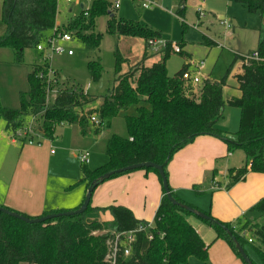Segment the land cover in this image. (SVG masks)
Masks as SVG:
<instances>
[{"label": "trees", "instance_id": "16d2710c", "mask_svg": "<svg viewBox=\"0 0 264 264\" xmlns=\"http://www.w3.org/2000/svg\"><path fill=\"white\" fill-rule=\"evenodd\" d=\"M176 1L175 14L182 18L187 0ZM234 2L248 13L264 18V0ZM109 6L106 0H93L88 10L81 11L82 18L79 21L69 22L67 30L73 31L74 37L86 46L98 48L101 35L94 32L95 20L108 15V34L141 38L144 43L148 39L160 38L159 31L138 21L116 18ZM56 15L57 0H2L0 48L11 50L15 63H22L24 50L35 49L38 44L44 43L48 37L46 32L55 28ZM196 15L199 16V13L196 12ZM59 29L58 31L63 32ZM261 31L253 51L258 54V59L245 61L243 57L235 56L219 80L205 78L196 85L199 86L196 97L193 96L194 88L190 87L193 85L182 80V74L188 70L190 60L189 54L183 51L182 43L177 44L179 51L175 53L184 57L185 63L173 76H169L166 69V61L173 52L170 42H166V49L158 53V60L148 62L154 54L146 51L147 55L143 54L133 65L128 64L129 61L116 44L114 82L102 96L91 95L77 85H71L57 88L55 96L48 102L46 85L50 65L47 60H43L41 65H33L27 75L29 88L27 92L19 93L18 108L0 106V119L5 130L11 134L35 119L40 122L42 136L52 139L61 124L76 125L82 136L97 135L109 127L114 118L123 117L127 135L113 134L107 139L105 153L108 161L95 169L81 165L78 183L84 184L86 189L105 172L144 162L162 165L167 177L166 166L177 151L199 136L215 137L225 143L229 152L241 149L246 161H249L248 166L245 164L240 168L228 169L227 187H231L245 179L248 168L253 173L264 174V37ZM203 39L207 45H215L206 37ZM238 60L241 63L240 73L234 75V79L240 96L224 99V88ZM125 64L126 70L122 69ZM87 69L91 81L100 79L102 68L99 60L89 61ZM96 101H100L97 108L86 110ZM225 106L235 107L240 111L239 128L236 132L229 133L216 127L223 117ZM132 107H135V113L127 114V110ZM91 116L98 120L97 126L90 121ZM24 141L26 140L22 138L19 143L23 144ZM140 170H144L146 174L156 173L161 183L159 174L153 168ZM131 172L133 171L115 174L109 179ZM168 187L176 201L191 206L181 200L169 185ZM0 206L32 218L4 205ZM94 211L108 214L109 218L102 221L89 220L87 213ZM250 211L264 215V197L252 205ZM54 212L60 211L44 212L41 216ZM205 213L224 225L241 247L244 243H254L253 239L248 242L243 235L235 232L230 223L221 222L208 212ZM190 215L192 214L185 209L173 205L163 189L150 222L135 218L132 211L124 206L94 208L91 206V199L82 214L36 224H29L0 212V264H191L192 260L197 264H209V246H206L187 220ZM201 221L215 231L216 238L225 239L234 252L241 256L231 237L219 224ZM242 231H252L264 246V226L246 222L241 233ZM129 232L133 233V237L129 254L124 255V234ZM117 233L122 234V242L112 263L106 256L109 244ZM252 248L264 264V250L254 246Z\"/></svg>", "mask_w": 264, "mask_h": 264}, {"label": "rangeland", "instance_id": "374dc122", "mask_svg": "<svg viewBox=\"0 0 264 264\" xmlns=\"http://www.w3.org/2000/svg\"><path fill=\"white\" fill-rule=\"evenodd\" d=\"M92 1L73 0L68 4L64 0H57L55 28H60L59 30L71 34L73 40L65 43L56 40L55 43L62 46L65 50H72L73 54L67 55L63 53L50 56L48 61L50 70L47 71L46 85L48 102L55 96L57 88H66L71 85H77L91 95L102 96L106 94L114 82V50L116 44H118L122 55L129 61L128 64H135L141 57L140 51L144 41L142 42L136 37L120 38L116 35L108 34L106 32L108 15L100 16L95 20L94 32L101 35L98 48L86 46L74 37L73 31L67 30L69 22L72 20L79 21L82 18L81 11L88 10ZM106 1L110 4L109 10L116 18L138 21L153 30L159 31L160 39L163 42H170L172 46L182 43L183 51L190 56L188 70H191L193 65L203 62L202 76L211 80H219L235 56L252 53L257 46L260 31L264 30V18H260L257 14L248 13L245 8L235 3L234 0H187L182 18L175 14L177 8L176 0H156L155 5L150 8H143L134 0ZM115 2L119 4L117 8L114 7ZM69 10H71L70 13ZM196 12H199L202 16H197ZM219 16H222L232 26V29L225 30L220 25ZM46 35L50 36L51 30L46 32ZM204 37L213 41L215 45H207L204 42ZM138 49L140 51H137ZM145 52L146 46L144 44L143 54H146ZM154 56L155 58L150 61L158 60L160 54H154ZM98 60L102 68L101 76L98 81L93 82L90 80L87 63ZM42 63L43 54L37 52L34 48L24 50L23 60L20 64L15 63L14 54L11 50L0 48L1 107L18 108L19 93H25L29 88L27 75L31 72L33 65H41ZM184 63V57L172 52L166 61L168 75L173 76ZM122 69L126 70L127 64L123 65ZM52 72H54V75H52ZM238 73H240V60L234 64L231 70L227 86L223 91L224 99L240 96L236 80L234 79V75ZM53 76L55 79H53ZM190 87L194 88L193 96L196 97L199 86ZM96 107H98V103L88 106L86 110ZM126 113L133 115L135 107L130 108ZM239 116L240 111L238 108L225 106L223 117L217 122L216 127L225 132H236L239 128ZM32 123L33 128L40 126V122L35 119H32ZM65 125L56 129L54 140L56 141V137L58 142L62 141V139H68L65 150L69 151L68 154H70L74 164L76 163L78 167L80 166L76 160L78 150L88 151L91 159L87 167L96 168L108 161L105 153L107 139L113 134L119 136L127 135L123 117L114 118L109 127L104 128L99 135L88 139L86 144L77 143V138L79 137L76 134V126ZM70 136L74 138L71 141ZM18 141L15 145L11 143V135L7 134L4 123L0 119V197L2 190H5V186L7 187L8 181L12 177V166L15 159L19 154H30L35 149L32 146H28L27 143H23L21 147V143ZM56 142L53 143L56 154L65 152ZM213 142L212 145H206L201 152L196 153L193 171L197 172L194 177H197L196 180L199 181L191 182L192 184L188 187H183L179 193L189 196L190 199L193 197L198 204H191V206L196 207V205H199V208L196 207L198 210L208 212L212 216L218 215L216 216L218 219L230 223L232 229L241 235H243L241 229L246 222L264 226V215L250 211L251 206L260 199L257 196L254 198V202H251L252 192L255 189V184L254 188L251 185L253 180L249 178L231 189L227 187L228 169L232 167L240 168L245 164L249 165V161H246L243 151L234 149L231 151L230 156L223 157L225 146H223L222 141L216 139ZM45 145L48 146V143H45ZM47 148L49 150V146ZM47 150L41 149L43 155L49 157L51 161V155ZM220 150H222L221 154L213 156ZM70 152L75 154L74 157ZM73 160L71 159V163ZM64 170L62 166L57 165L53 168L51 167L50 171L61 173ZM143 172L144 170H137L131 172V174L121 175L105 181L102 186L112 180L135 176L128 190L125 191L123 186L119 187L117 191L118 197L108 202L106 206L120 205L130 208L132 212L134 211L133 214L137 218L150 221L160 199L161 184L156 173L148 172L146 177H144ZM154 175L156 179L152 182V176ZM213 177L218 181V189L210 188ZM51 181L57 182L55 179H50V183ZM100 187H96L94 194ZM227 190L229 191L227 192ZM93 198H91V203ZM242 212L243 214L241 215ZM99 214L94 211L87 213V217L90 220H96ZM100 215L105 217V213ZM187 220L197 226L202 239L209 246L207 250L209 264H246L225 239L216 238L215 231L209 225L194 215L187 216ZM243 237L245 240L248 238L254 240L252 245L244 243L242 247L250 262L252 264H262L252 247L264 250V246L258 242L252 231H247ZM191 264H197V262L192 260Z\"/></svg>", "mask_w": 264, "mask_h": 264}, {"label": "crops", "instance_id": "0c3cea01", "mask_svg": "<svg viewBox=\"0 0 264 264\" xmlns=\"http://www.w3.org/2000/svg\"><path fill=\"white\" fill-rule=\"evenodd\" d=\"M1 2L2 0H0V4ZM70 12L71 10H69V13ZM0 13H1V9H0ZM220 20H224V18L222 16H219V21ZM222 27L225 30L232 29L231 25L229 28H226L225 26H222ZM51 35H52V31H51ZM139 39L143 42V39L141 38ZM144 44L145 43L143 42V47L141 51L140 49L137 50V51H140L141 56L144 52ZM153 58H155V56L154 57L152 56L151 59ZM151 59H149L148 62H153V61H150ZM189 63L190 61L188 62V64ZM96 103H98V106L100 105V101H96ZM28 123H30V121ZM62 126H66V125H61L60 127ZM76 128H77L76 134L78 135L79 138L82 137L80 139L77 138L78 139L77 143H83V144L88 143V139H91L99 135L102 132L101 131L97 135L88 134V135L82 136L79 132V128L77 126ZM8 133L9 132H7V134ZM9 134L11 135V133ZM69 138H70V141L71 139H74L72 136H70ZM213 139L216 140L218 138L211 137V136L197 137L192 143L186 145L185 147L177 151L172 156L171 160L166 166L168 185L181 200L185 201L188 204L193 205V204H198V203L195 201L193 197L190 199L189 196H186L183 193H179V191L182 190L183 187H188L190 184H192L191 182L195 183L199 181V180H196L197 177H194L196 176L197 172L193 171V164H194L195 156H196V153L201 152L205 148L206 145H212L214 143ZM56 141H57V137H56ZM56 141L54 140V136L52 139L43 138L40 145H36V144L29 145L28 144V146H32L35 148L32 153L25 154V155L19 154V156L15 159L14 164L12 166L13 167L12 177L8 181V185H7L8 188L4 185L5 190L3 191L1 189L2 192H1V197H0V205H4L6 207H9L18 212H22L31 217L41 216L44 212L68 211V210H74L75 208L79 207L86 193V186L84 184L78 183L79 176H80V167L82 164H80V162L77 159V153L82 152V150H78L76 153V160L80 164V166L78 167L76 163L74 164V160L73 158L70 157V154H68L69 151L65 150V146L67 144L68 139H65V140L62 139V141L60 140L59 142L58 141L56 142ZM54 142L58 143L59 147H61L62 150L65 151L66 153L60 152L59 154H56V151L53 147ZM11 143L14 145L16 144L12 141ZM45 143H48L49 150H47L48 146L45 145ZM222 143H223V146H225V154L223 155V157L230 156L231 152L228 151L223 141ZM22 146L23 145L21 144V147ZM41 149H46L49 152L52 158L51 161L49 157H45L43 155ZM51 150H53V153H51ZM71 151H75V150H71ZM221 151L222 150H220L218 153H215L213 156H218V154H221L220 153ZM71 155H73L74 157L75 154L71 153ZM71 159L73 160L72 163H71ZM90 159L91 158H90V153H89V161L86 165L89 164ZM57 165H59L60 167L62 166L65 170L61 173L51 172L50 171L51 167L53 168ZM232 168H239V167H232ZM90 169H95V168H90ZM143 175L144 177H146L145 172H143ZM254 175H257V176H254ZM133 177L135 176H126L124 178H119V179L107 182L103 186H102L103 183L97 186V188H99L100 186L101 187L96 192V194H94V191H93L91 198H93V194H94V198H93V202L91 203V206L94 208L95 207H106V204H108V202L118 197L117 191L119 187L123 186L125 191L128 190L133 180ZM249 178L253 180L251 183V185H253V188L255 184V189H253L252 199H251L252 200L251 202H254V198H256L257 196H258L257 198H260V199L264 197V174L253 173L248 168L245 179L241 182L236 183L235 185L231 187H228V189H231L232 187L245 182ZM50 179H55L57 180V182L51 181L50 183ZM154 179H156L155 175L152 176L151 181L154 182L155 181ZM227 179H228V176H227ZM254 180H255V183H254ZM228 182H229V179H228ZM210 188L211 189L219 188L218 181L215 180L214 177L212 178ZM228 191L229 190H227V192ZM161 197H162V185H161L160 199ZM160 199H159V202H160ZM159 202L157 203V206L155 207V211L159 205ZM198 206L199 205H196L197 208H199ZM132 213H134V211ZM242 214L243 212L241 213V215ZM216 216L218 215H213L215 219L221 222H225V221L218 219V217ZM108 218H109L108 214H105V217H102L99 214V217H97L96 220L102 221ZM135 218L137 217L135 216ZM141 220H144V219H141ZM190 223L192 224V222ZM192 226L194 227L196 232L200 235L197 229V226L195 224H192Z\"/></svg>", "mask_w": 264, "mask_h": 264}, {"label": "built area", "instance_id": "2783aa9c", "mask_svg": "<svg viewBox=\"0 0 264 264\" xmlns=\"http://www.w3.org/2000/svg\"><path fill=\"white\" fill-rule=\"evenodd\" d=\"M64 1L70 4L73 0H64ZM134 1H137L138 4H140V6L143 8H150L153 5H155L154 0H134ZM118 5H119L118 2H115L114 7L117 8ZM199 16L202 15L199 13ZM219 22L221 26H225L226 28L230 27V24L224 20H220ZM261 34L262 37H264V30L261 31ZM56 40L65 43L72 41L73 37L69 33L60 32L58 31V28H54L53 34L51 36H48L44 41V43L38 44L35 48L36 51L43 54V60L49 61L51 55H59L63 53H66L67 55L73 54L72 50H65L62 46L56 44L55 43ZM145 44H146V51L149 54L161 53L167 47V43L163 42L160 38L148 39L145 42ZM171 49L173 52L179 51V47L176 45L172 46V44H171ZM241 57H243L245 61L250 59L257 60L258 54L256 52H252L250 54L242 55ZM203 67H204L203 62H200L197 65H193L191 70H186L185 72H183L182 80L190 83L193 86L200 84L203 81V79H205V77L202 76V72H201ZM90 121L96 125L98 124V120L96 119L95 116H91ZM32 125H33L32 120H30V123H28L27 126H25L23 129H19L15 133H12L11 141L17 143V140L24 138L26 140L24 142L29 145L31 144L40 145L42 139L44 138L42 136L41 128L40 127L33 128ZM30 137H32V139H30ZM51 153H53V150H51ZM77 159L80 162V164L86 165L89 161V153L87 151L78 152ZM245 233L246 231H242L243 235ZM124 236L125 239L123 240L124 243L123 254L128 255L130 248L129 246L132 241L133 233L129 232L127 234H124ZM121 242H122V234L121 233L114 234V239L109 244V250L106 256V259L108 261H111L112 263L114 262L116 254L120 251ZM248 242H252V239L248 238Z\"/></svg>", "mask_w": 264, "mask_h": 264}, {"label": "water", "instance_id": "95a60500", "mask_svg": "<svg viewBox=\"0 0 264 264\" xmlns=\"http://www.w3.org/2000/svg\"><path fill=\"white\" fill-rule=\"evenodd\" d=\"M142 168H153L154 170L157 171V173L159 174V177L161 179V185H162V189L166 195V197L168 198V200L176 206H179L183 209H185L186 211H188L190 214L194 215L195 217L207 221L208 223H217L220 225V227L225 230L227 232V234L231 237L232 241L235 244L236 250L237 252L241 255L242 259L244 260V262L246 264H252L250 262V260L248 259V257L246 256V254L244 253L242 247L240 246V244L237 242V240L235 239V237L232 235V233L221 223L217 222L216 220H214L213 218H211L210 216H208L205 212L200 211L198 209H195L187 204H180L178 201H176V199L171 195L170 191H169V187H168V180L167 177L164 173V169L163 166L160 164H156L154 162H144V163H138V164H133V165H129V166H125L122 168H117L108 172L103 173L102 175H100L98 177L97 180L93 181L90 186L87 187L86 189V193L84 196V199L82 200L81 204L79 205L78 208L74 209V210H68V211H60V212H54V213H48L46 215L43 216H38V217H26L24 215H21L19 213L13 212L5 207L0 206V212L6 215H9L11 217H14L18 220H21L23 222L29 223V224H36V223H41L44 222L46 220H51V219H55L58 217H72V216H76L79 214H82L86 211L89 203H90V199L92 196V192L94 191V188L96 186H98L99 184L103 183V181L109 179L111 176L115 175V174H120V173H124V172H129V171H134V170H140Z\"/></svg>", "mask_w": 264, "mask_h": 264}]
</instances>
